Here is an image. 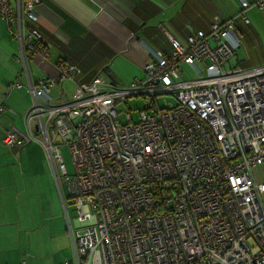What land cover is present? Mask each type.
Segmentation results:
<instances>
[{
    "label": "built area",
    "instance_id": "1",
    "mask_svg": "<svg viewBox=\"0 0 264 264\" xmlns=\"http://www.w3.org/2000/svg\"><path fill=\"white\" fill-rule=\"evenodd\" d=\"M239 1L236 16H215L184 43L163 28L171 51H151L144 77L119 87L104 72L77 82L79 67L65 63L58 78L34 82L29 60L49 58L36 28L42 0H0L22 65L8 90L32 99L26 134L8 129L3 143H40L59 190L68 183L79 226L64 264H264V183L254 175L264 166V64L228 68L241 48L236 22L249 24L264 0ZM185 65L197 78H184ZM65 81L76 82L73 96L55 100ZM157 96L176 103L159 108ZM136 97L149 98L153 114L122 124L117 106Z\"/></svg>",
    "mask_w": 264,
    "mask_h": 264
},
{
    "label": "crops",
    "instance_id": "2",
    "mask_svg": "<svg viewBox=\"0 0 264 264\" xmlns=\"http://www.w3.org/2000/svg\"><path fill=\"white\" fill-rule=\"evenodd\" d=\"M239 11V0H42L36 28L49 58L29 60L31 77L34 82L42 75L56 79L57 64L65 63L79 67L77 82L89 83L104 72L114 85L125 87L144 77L151 51H171L163 28L184 43L193 33L209 32L215 16L230 19ZM247 16L250 23L238 20V30L264 32V8L253 7ZM3 23L10 43L0 45V264L72 262L70 195L59 190L44 147L3 143L8 129L26 134L24 116L32 101L25 88L8 90L22 65L16 60L18 41ZM75 89L76 82L65 81L52 96L71 98Z\"/></svg>",
    "mask_w": 264,
    "mask_h": 264
},
{
    "label": "rangeland",
    "instance_id": "3",
    "mask_svg": "<svg viewBox=\"0 0 264 264\" xmlns=\"http://www.w3.org/2000/svg\"><path fill=\"white\" fill-rule=\"evenodd\" d=\"M236 28H239L236 26ZM238 30V29H237ZM242 31V28H240ZM237 31V34H240V38L242 40L241 48L238 50L235 57L230 60L228 63V68L233 67L235 69H245L251 68L259 65L264 64V32L259 31V33L249 32V31ZM10 43V38L7 36L5 25L3 21L0 19V45L8 46ZM243 60V61H242ZM34 69L35 67L32 66ZM185 76L184 78L191 79L197 78V72L190 66H183ZM35 70V69H34ZM25 94V92H23ZM27 102L30 104V96L27 95ZM157 106L159 108H165L168 104H175L176 99L173 96H157ZM151 100L145 99L143 97H136L129 99L126 104H121L117 106V111L119 113V119L122 124H127V114H129L133 120V123L140 122V114L141 113H150L153 114V109H148L150 106ZM63 162L65 164L67 173L69 175V183L72 181L74 176V167L72 163L71 155L67 148H62L61 150ZM254 175L258 182L264 183V166L257 167L254 169ZM61 190L65 194L66 198H69V191H68V183L62 182L61 183ZM264 199V195H263ZM69 219L73 225L74 229H77L79 224L76 222L78 214L76 212L75 205L71 203L69 200Z\"/></svg>",
    "mask_w": 264,
    "mask_h": 264
}]
</instances>
